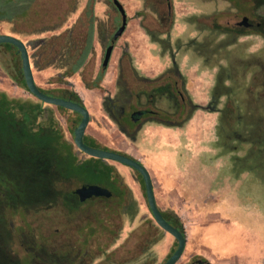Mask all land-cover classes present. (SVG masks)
I'll list each match as a JSON object with an SVG mask.
<instances>
[{"label":"rangeland","instance_id":"374dc122","mask_svg":"<svg viewBox=\"0 0 264 264\" xmlns=\"http://www.w3.org/2000/svg\"><path fill=\"white\" fill-rule=\"evenodd\" d=\"M120 1L126 9L128 25L116 42L110 65L105 72V75L110 72L118 75L120 73L119 79L113 85L115 97L123 95L119 91L120 86L124 87L122 82L128 81L129 88L125 87L126 95L122 101L130 103L132 93L135 96L140 93L142 96L144 80L154 84L155 79L169 71L167 78L174 84L169 82L164 86L177 85L187 103L189 102L187 109L193 110V105L197 108L182 126L166 125L170 122L167 119L164 124L156 123L158 127L150 122V126H138L134 132L125 130L124 136L116 129V123L106 111L103 114H106L108 119L102 118L101 121L95 117V120L101 122L102 131L97 134L92 126L89 134L96 133L101 149L123 154H126L124 151H129L126 155H132L133 158L140 151L148 161L161 167L169 162L172 171L177 175L178 185L188 190L187 193L194 198L200 197L213 204L215 196L218 197L219 205L226 207V218L234 221L224 223L220 238L225 244L234 239V244L238 245L240 251V256H231L227 260L222 258L219 262L250 264L251 259L253 264H264V21L258 20L260 30L247 32L245 35L232 34L231 30L225 31L226 26H234L242 21L246 14L239 10V5H246L249 0H237V4L229 0H170V17L168 0ZM88 2L89 0H77L76 9L67 21L52 31L24 35L20 30L26 28L24 25L0 23V35L15 36L27 44L36 83L43 91L54 92L67 86L58 83V77L63 72L60 68L36 67L38 57L35 54L38 50L35 47L41 44L43 39L59 35L73 27ZM48 5L49 8L46 7ZM71 5L72 1L69 3V0H48L47 4L43 1V11L53 16V22L58 23ZM259 11L264 14V6ZM95 13L98 30L94 38V52L90 55L85 70L70 77L69 81L80 76L83 81L85 78L92 82L98 77L109 45L107 40L110 41L121 25L122 17L110 0H98L95 3ZM251 18L256 20L255 17ZM15 52L14 50L13 54ZM133 53L136 56L140 54L144 60L147 59L151 67L158 63L166 69L155 78L145 76L142 70L134 66ZM11 59L12 53L0 46V91L6 92L12 98L42 102L12 79L9 72ZM123 68L125 74L122 73ZM53 92L50 93L54 94ZM105 94L107 96L103 100L108 94L112 95L107 90ZM89 100L88 104L93 105L95 99L91 97ZM42 103L53 108L66 138L75 144L74 131L81 120L73 121V116L80 114ZM160 107L164 108L163 104ZM169 112L172 113L170 110ZM176 114L175 112L173 117ZM169 116L168 114V118ZM186 117L187 113L184 111L183 116L178 114L175 118ZM142 129L143 136H138ZM131 140H134L136 148L131 149ZM75 148L80 159L92 158L78 149L76 144ZM102 160L122 168L125 172L128 171L126 178H129L130 183L115 167L131 190L136 202L135 214L149 217L147 220L152 218L147 198L142 204V190L138 195L132 188L135 182L141 189L145 188L136 170L118 161ZM11 222L15 233L13 236L6 234L5 239L7 243L12 244L16 256L19 255L20 258L25 257L36 239L44 238L47 244L53 245L52 248L60 247L67 232L64 227L65 219L54 209L25 216L16 215ZM148 226V223L141 222V219L135 222L126 220L125 229L121 231L114 245H120L136 230L142 229L143 233ZM28 227L32 230H26ZM23 231L25 233L22 234ZM216 234L218 233H213L212 237ZM188 236L189 248L185 249L178 264L186 263L194 253L192 248L195 240L192 233H188ZM144 238L146 235L143 234L142 243ZM175 240L171 234L163 231L161 253L152 250L142 257V262L155 259L156 264H162L168 256L169 248H177ZM44 253L45 248L41 244L34 250L38 259L49 262V257ZM196 254L202 258L206 257L205 252ZM25 261L30 260L26 258Z\"/></svg>","mask_w":264,"mask_h":264},{"label":"trees","instance_id":"16d2710c","mask_svg":"<svg viewBox=\"0 0 264 264\" xmlns=\"http://www.w3.org/2000/svg\"><path fill=\"white\" fill-rule=\"evenodd\" d=\"M43 1L48 3V0H0V23L24 25L25 29L20 28L24 35L56 30L74 12L77 2V0H69V3L72 1L70 9L64 12V16L58 23H55L53 16L43 11L45 10ZM97 1L89 0L73 27L59 35L43 39L42 43L35 47L38 50L35 54L38 57L35 62L36 67L38 69L60 68L63 72L58 77V83L67 86L54 92L50 91L54 94L44 90L47 94L72 99L83 104L80 96L71 89L72 84L68 79L87 65L90 55L94 52V38L98 30V19L95 14ZM110 1L113 2V0ZM229 1L237 4V0ZM262 6H264V0H249L248 4L239 5V10L246 14L244 16L264 21V14L259 11ZM46 7L49 8V5ZM0 46L12 53L11 71H9L12 79L30 92L17 48L12 44H0ZM14 50L16 52L13 54ZM6 67L9 69L8 65ZM105 72L106 69L102 67L98 77L92 82L84 78L86 86L100 88ZM167 77H169V71L155 79V91H159V95L168 92L169 95L174 96L177 93L175 87L164 86L166 83L173 82ZM125 83L129 88L128 81ZM178 92L181 93L180 88ZM112 100L107 97L104 101V107L108 113L109 102ZM139 103L142 105V96ZM167 105L170 108L175 107L177 112L184 110L187 113L186 119L172 118V121L166 123L171 126L184 125L190 119L193 110L197 108L193 105V110L189 111L187 109L189 102L185 101L182 104L180 97L176 106L171 101ZM85 142L90 146L102 148L89 143L86 136ZM139 175L143 181L141 174ZM88 184L109 186L114 191V195L109 198L92 197L81 201L76 191ZM116 199L125 201L121 211L118 210L120 206L113 202ZM133 205L131 190L113 165L100 158L80 159L75 144L66 138L53 108L42 102L12 98L6 92L0 91V264H85L77 260L78 257L80 258L78 248L88 249L98 231H108L109 235H113L114 243L120 237L122 229L115 228V222L109 223L101 217L133 215L135 214ZM127 206H130V209ZM52 209L66 216L64 227L67 228V232H63L64 234L66 232V242L61 243L60 247L52 248L53 245L47 244L44 238L36 239L25 257L16 256L17 253L13 250L12 244L7 243L5 239L6 234L13 236L15 233L12 219L16 215L25 216ZM163 214L186 236L184 224L176 214L171 212H163ZM29 228L26 230H32ZM2 231L6 233H1ZM24 231L22 234L25 233ZM106 234L107 232H104L100 235L106 236ZM161 238L160 233L151 244ZM40 244L45 248L44 255L49 257V262H42L34 254L35 248ZM147 254H142V257ZM26 258L30 261H25ZM149 261L153 263L155 259ZM131 263L139 264L138 257L132 259Z\"/></svg>","mask_w":264,"mask_h":264},{"label":"crops","instance_id":"0c3cea01","mask_svg":"<svg viewBox=\"0 0 264 264\" xmlns=\"http://www.w3.org/2000/svg\"><path fill=\"white\" fill-rule=\"evenodd\" d=\"M133 56L135 58L134 66L137 69L142 70V74H144L145 76L155 78L159 74H162L166 69L165 67H160V64L158 63L154 64L151 67L147 63L146 61L147 59L146 60L142 59L140 57V54L136 56L133 53ZM34 76L36 80V74H34ZM119 77H120V73L119 75L117 73L113 74V72L106 73L100 88H88L84 83V81L82 80V77L80 76H77L76 79L74 80L73 79L70 80L72 81L70 82L72 84L71 89L74 90L80 96V98L84 102V105L90 111L91 120L85 135L89 143L101 146L98 143V138L96 136V133L98 134L100 133V131H102L100 124L101 122L95 120L96 119L95 117L99 118L101 121H103L102 118L108 119L107 115L103 114L106 112V109L104 107L105 100L103 99L105 96H107V94H105L106 90L112 93L111 96H109L108 94V97L115 98L114 95L115 89L113 85L114 82L117 79H119ZM121 89H123V87H120L119 90L122 93ZM91 97L95 99L93 105L88 104V102L90 101L89 98ZM73 118H74L73 121H77L79 119L81 120L82 116L74 114ZM150 124L148 123L146 125L150 126ZM92 126L95 127V131H96L95 134H89V131ZM116 129L120 131L122 136H124L123 135L124 132L120 130L118 126ZM144 129L146 128L144 127ZM142 132L143 129L141 132L138 133V136L139 135L141 136V134L143 136ZM133 147L136 148L134 140H131V149H133ZM124 152L127 154V152L129 151H124ZM136 155L137 156L134 157V159L144 164L151 173L158 207L162 210V212L170 211L176 213V215L183 222L186 231L187 249L189 248L190 245V238L188 236V233H192L193 235L192 238H194L195 240L194 242L195 244L192 248V250L194 251L193 254L197 255L196 253L205 252L204 254L206 256L205 258L210 262H212L213 264H224V262L222 263L219 262V260L222 258H224V260H227V258L228 257L230 258L231 256H237V255L240 256V251L237 248L238 245L234 244L233 241L234 239H231L230 241H228V243L225 244L223 239L220 238L222 236L221 227L224 226L225 222L227 223L233 220L232 219L228 220L226 218L228 216L226 213L227 211H225L226 207L224 206L222 207L221 205H219V203L217 202L219 201L218 197L215 196V200L213 204H210L208 201H204V199L200 197H196V198L192 197L190 193H187L189 192L188 190L184 188L182 189L178 185L177 175H175L174 172L172 171V167L169 162L164 167H161L156 163L154 164L153 162L148 161V158L140 151L137 152ZM115 167L121 171V173L124 175L125 178L128 177V171L125 172L124 170H121L122 168H119L117 166ZM126 179L130 183L129 178ZM180 179L181 178L179 177L178 180L180 181ZM132 188L138 195L141 193L142 190V204L145 203V198H147L145 188L141 189L140 185L137 184L136 182L132 184ZM213 233H218V234L212 237ZM167 243H169V240ZM162 247H163V242L155 246L153 248V251H156L157 253L159 252L160 254L162 251ZM169 249L170 251L167 254H169L173 250V246H171ZM250 264H253L251 259H250Z\"/></svg>","mask_w":264,"mask_h":264},{"label":"flooded vegetation","instance_id":"af4514ba","mask_svg":"<svg viewBox=\"0 0 264 264\" xmlns=\"http://www.w3.org/2000/svg\"><path fill=\"white\" fill-rule=\"evenodd\" d=\"M168 1H169L168 4H169V17H170L172 15V4H171L170 0H168ZM114 8L117 10L119 15L122 17V22H121V25H122L123 16L115 6H114ZM161 17H162V15H161ZM249 19L250 20H249L248 25H239V22H237L234 26H226L227 28H225V31L231 30L232 34L237 33L240 35H245V34H247V32H256V31L260 30L261 25L258 22V20L257 19L253 20L250 16H249ZM114 34H113L112 38L109 39L110 41L107 40L109 45L112 43ZM115 45H116V43H115ZM20 57H21V55H20ZM85 67L82 69V71L85 70ZM124 71L125 70L123 68L122 73L125 74ZM123 85H124V87H126L125 82H123ZM142 86H143L142 87V105H140V103H139V101L141 99L140 93H137L136 96L132 93L130 95L131 102L130 103H127V102L123 103L122 100H123L124 96L126 95V91H124L125 89H121L122 94H123L122 96L119 95V96H116L115 98H111L113 100H112V102L111 101L109 102V110H110L109 115L113 118L114 122L116 123V125L119 127L120 130H122L123 132L125 130L134 131L136 129V127L150 123V122L158 123V124H162V123L164 124V123H166L165 121L167 119L172 121V118L174 119L178 114L183 116L184 110L177 112L175 107L170 108L167 105V103L169 101H171V102H174L175 106H176L179 102V97L182 100V104H184V102L186 101L184 95L178 92L177 85L175 86V90H177L176 91L177 93L174 96L169 95L168 92H166V94L163 93L162 95H159L160 92L155 91V88H156L155 84H150V82H146L145 80H144V82H142ZM171 90L174 92L173 88H171ZM120 101H122V102H120ZM162 104H163L164 108L160 107ZM169 110L172 111V113L169 112ZM175 112H177V114L173 117V114H175ZM168 114L170 115L169 118H168ZM236 136H239V134H236ZM88 185H91V184H88ZM95 185H100V186L106 188L107 190H109L111 192V195L109 197L114 195V191L109 186H106L103 184H95ZM145 192H146V189H145ZM100 197H108V196H100ZM146 197H147V195H146ZM113 202H115L116 205L120 206L118 208V210H120V211L122 210V206L125 205L124 200L116 199V200H113ZM147 202H148V200H147ZM135 206H136V202L134 200V205H133L134 210H135ZM127 208L130 209V206H127ZM62 217L64 219H66L65 214H63ZM151 217H152V218H150L151 220L150 219L147 220V218H149V217L139 216L137 214L117 215V216H114L113 218H110L109 215L102 216L101 218L103 220L105 219L106 221H109V223L115 222L116 223L115 228H117V229L121 228L122 231L125 229V221L126 220L135 222V221H138V219H141V222L148 223L149 226L147 229H144L143 233H142V229L132 232L130 235H128L123 240V242L120 245H117V246L114 245L113 235H109L108 231H105V230L98 231L96 234L97 236H95L94 240L92 241V245L89 246L88 249H85L83 247L78 248V254H79L80 258L78 257L77 260H79L80 263H85V264H132L131 260L136 259V257H138V263L142 264V254H147V252H151L155 246H157L158 244H160L162 242V238H161L158 241H156L155 243L151 244V242L153 240L157 239L159 237L160 233L162 234V232L164 231L157 224L153 214L151 215ZM104 232H107L106 236H101L100 234H102ZM164 232H166V231H164ZM143 234L146 235V238H144V242L142 243V235ZM63 237L65 239V235ZM64 239L62 241L63 244H64V242H66V239L65 240ZM176 243H177V247H178V241L177 240H176ZM175 250L171 251L168 254L166 260L162 264L166 263V261L175 252ZM61 253L64 254L65 252H61ZM144 264H156V263H155V261L152 263L151 261L146 260V262ZM184 264H213V263L210 262L209 260H207L206 258H202L200 256L192 254L189 257L188 261Z\"/></svg>","mask_w":264,"mask_h":264},{"label":"water","instance_id":"95a60500","mask_svg":"<svg viewBox=\"0 0 264 264\" xmlns=\"http://www.w3.org/2000/svg\"><path fill=\"white\" fill-rule=\"evenodd\" d=\"M113 4L122 14L123 23L114 34L112 43L106 48V52L102 64V67L104 69H107L109 67L115 49V43L124 34L128 25V16L124 5L121 3L120 0H113ZM249 20L250 19L248 16H244L242 21L239 22V25H248ZM0 44H12L18 49V52L21 55L22 67H23V72L27 87L36 98H38L40 101L46 104H51L68 110L75 111L82 116L81 122L75 128L74 131V141L78 149H80L82 152L86 153L91 157L118 161L122 164H125L133 168L139 174H141L145 184L148 205L157 224L164 231L171 234L178 241L177 249L169 257V259L166 261L165 264H177L185 252L187 245V238L178 227L172 225L165 218L162 210L158 207L154 192L153 179L147 167L144 164H142L140 161L132 158L129 155L88 145L85 142V135L88 126L90 124L91 115H90V111L86 108V106L82 103L73 101L72 99H66V98L49 95L45 93L37 85L34 76L30 52L27 44L24 41H22L21 39L15 36L2 34L0 35ZM76 193L80 196L81 201H86L87 199H90L92 197H100V196L109 197L111 195V192L109 190H107L106 188L100 185H95V184L84 185L83 187L79 188L76 191Z\"/></svg>","mask_w":264,"mask_h":264}]
</instances>
